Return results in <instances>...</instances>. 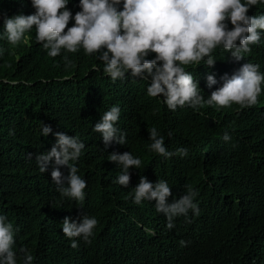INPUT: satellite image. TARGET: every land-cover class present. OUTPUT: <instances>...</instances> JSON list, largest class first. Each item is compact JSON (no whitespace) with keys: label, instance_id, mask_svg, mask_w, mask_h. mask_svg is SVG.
<instances>
[{"label":"clouds","instance_id":"clouds-1","mask_svg":"<svg viewBox=\"0 0 264 264\" xmlns=\"http://www.w3.org/2000/svg\"><path fill=\"white\" fill-rule=\"evenodd\" d=\"M0 49L36 64L26 83H42L50 113L14 142L12 217L33 250L23 264L198 260L222 246L230 202L264 228V0H0ZM152 102L197 132L201 179L174 173L155 128L134 135L135 111ZM5 221L0 264H17Z\"/></svg>","mask_w":264,"mask_h":264},{"label":"trees","instance_id":"trees-1","mask_svg":"<svg viewBox=\"0 0 264 264\" xmlns=\"http://www.w3.org/2000/svg\"><path fill=\"white\" fill-rule=\"evenodd\" d=\"M16 57L15 51L0 49V215L6 217L5 222L11 223L14 230L17 227L15 231L17 264H23L22 249H27L31 255L33 250L29 245L30 231L25 229L26 234L21 235L19 225L12 217L15 216V212L11 205L16 202L17 194L10 188V179L11 175L19 172L15 163L16 156L13 153L14 142L43 124H49L50 113L39 105V99L43 96L42 83H26V79L31 74L30 69L36 64L29 63L25 54H21L17 59ZM81 103H95V98L85 99ZM151 106L143 108L140 105L135 111L131 124V128L135 129L134 135L142 139L144 131L150 132L155 128L159 135L164 137V143L167 144L169 151L176 153L172 157L174 163L178 165L176 169H180L174 173L189 181L201 179L204 164L195 149L198 135L194 128L185 127L179 121L177 113L183 111L169 112L157 102H152ZM90 108L92 107L89 105L80 104L78 110L83 112ZM121 115H131V111L124 103H121ZM168 132L172 133L171 137L168 136ZM181 148L187 149L186 156L182 157L177 153V149ZM84 174L89 178L91 171ZM21 176L25 174L21 172L16 177ZM237 211L235 203L230 202L224 223L222 246L208 250L199 249L196 252L198 260L185 259L180 264H264V228L258 230L255 224L244 222ZM94 213L104 218L102 211L97 210ZM114 230L117 228L112 222L101 229L104 234L101 241L107 246L105 248L107 260L110 261H113L116 252L121 250V243L115 236ZM188 246L187 242L184 247ZM147 258L150 264H173L172 261L162 258L157 260Z\"/></svg>","mask_w":264,"mask_h":264}]
</instances>
